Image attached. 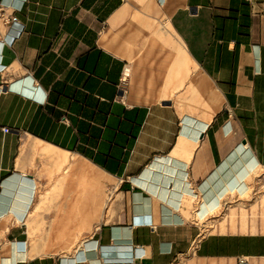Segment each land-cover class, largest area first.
Returning a JSON list of instances; mask_svg holds the SVG:
<instances>
[{"label": "crops", "instance_id": "obj_1", "mask_svg": "<svg viewBox=\"0 0 264 264\" xmlns=\"http://www.w3.org/2000/svg\"><path fill=\"white\" fill-rule=\"evenodd\" d=\"M0 3L18 25L2 44L0 18V264L188 255L207 210L264 169V0ZM61 153L95 172L107 199L99 214L100 196L80 190V217L52 227L85 228L83 244L34 255L41 159Z\"/></svg>", "mask_w": 264, "mask_h": 264}, {"label": "rangeland", "instance_id": "obj_2", "mask_svg": "<svg viewBox=\"0 0 264 264\" xmlns=\"http://www.w3.org/2000/svg\"><path fill=\"white\" fill-rule=\"evenodd\" d=\"M41 160L43 164L39 173L42 177L44 169L47 179L41 181L38 187L37 210L28 216V221L32 216L28 224L29 244L35 251L34 255L47 253L48 249L61 255L70 254L85 241L82 238L86 229L79 226L58 229L52 225L58 223L62 217L67 222L80 217L79 206L82 196L78 194L83 193L80 190L86 188L92 189L95 197L100 196L98 211L100 214L104 207V199H107L103 193L104 181L78 161L74 170V164L69 165L68 161L55 164L50 162L49 166L46 165L47 160L44 158ZM263 175L264 169L254 170L248 177L246 192L238 196L230 192L232 194L227 197L228 203L224 201L222 207L207 210L200 222L199 238L203 237L202 240L199 243L196 241L188 255L175 264H239L241 261L246 264H264ZM69 188H76L77 194L69 195ZM70 199L78 204L76 207L72 203L73 211L69 212L63 209L68 208L67 202ZM54 207L55 211L50 210ZM93 217L96 218V215Z\"/></svg>", "mask_w": 264, "mask_h": 264}, {"label": "built area", "instance_id": "obj_3", "mask_svg": "<svg viewBox=\"0 0 264 264\" xmlns=\"http://www.w3.org/2000/svg\"><path fill=\"white\" fill-rule=\"evenodd\" d=\"M5 8H6V6L0 3V18L6 20L7 25H8V31L6 32V34H5L4 38H3L2 44H5L6 41H9V40H7L8 39L9 32L12 31V29L14 28V26H18V25H16L17 23H16L15 19L8 18L6 16L4 17V11H3V9H5ZM22 29L23 28L19 26V30L15 33V36H13L10 39V42L9 43H11L15 39V37H17V36H19L21 34ZM4 132H7V130H4Z\"/></svg>", "mask_w": 264, "mask_h": 264}, {"label": "bare ground", "instance_id": "obj_4", "mask_svg": "<svg viewBox=\"0 0 264 264\" xmlns=\"http://www.w3.org/2000/svg\"><path fill=\"white\" fill-rule=\"evenodd\" d=\"M42 152L45 154V155H48V154H50V153H52L53 151L52 150H46V149H43L42 150ZM61 157H60V159L58 160V162H60V163H65L66 161H67V158H66V155L67 154H64V153H61Z\"/></svg>", "mask_w": 264, "mask_h": 264}, {"label": "water", "instance_id": "obj_5", "mask_svg": "<svg viewBox=\"0 0 264 264\" xmlns=\"http://www.w3.org/2000/svg\"><path fill=\"white\" fill-rule=\"evenodd\" d=\"M239 264H246V263H244V262H240Z\"/></svg>", "mask_w": 264, "mask_h": 264}]
</instances>
